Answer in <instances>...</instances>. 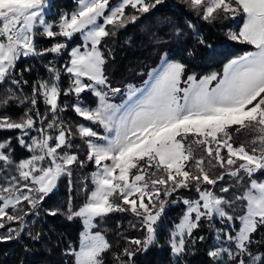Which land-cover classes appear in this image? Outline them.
<instances>
[{
    "label": "snow or ice",
    "instance_id": "6c2138e0",
    "mask_svg": "<svg viewBox=\"0 0 264 264\" xmlns=\"http://www.w3.org/2000/svg\"><path fill=\"white\" fill-rule=\"evenodd\" d=\"M77 4L54 24L50 0H0V130L17 132L0 137V243L27 237L30 251L46 242V219L62 216L83 226L78 247L62 250L67 264H137L138 255L161 246L167 209L179 204L184 210L166 240L174 264H189L197 244L206 245L208 264H264V0H178L179 11L170 13L160 11L166 0ZM193 15L254 51L229 61L222 76L189 74L185 59H171L169 50L195 58L214 49ZM237 20V28L228 24ZM129 26L158 52L160 67L145 88L129 85L128 99L115 104L122 90L106 74L115 59L107 41L118 43ZM76 35L81 46L58 66ZM42 38L53 42L41 48ZM28 57H52L46 76L26 78L33 68L18 65ZM69 110L84 122L66 121ZM241 133L250 139L237 142ZM17 146L28 155L17 157ZM89 165L90 177L76 176ZM62 181L67 201L45 208ZM78 194L84 199L76 205ZM114 213H130L129 226L141 232H118L119 251L101 230Z\"/></svg>",
    "mask_w": 264,
    "mask_h": 264
},
{
    "label": "trees",
    "instance_id": "16d2710c",
    "mask_svg": "<svg viewBox=\"0 0 264 264\" xmlns=\"http://www.w3.org/2000/svg\"><path fill=\"white\" fill-rule=\"evenodd\" d=\"M178 0H166V4L160 9L162 13H170L172 11H179L177 8ZM77 0H51L49 12L47 17L49 19H58L59 15L67 13L75 8ZM127 11V10H126ZM188 17L185 16V19ZM192 21L197 25L199 34L204 36L209 42L214 45L213 50L201 49L198 56L195 58H188L184 56L183 49L178 46H173L169 50V56L171 59H185L188 64V71L207 75L215 70L223 67L232 58L237 57L253 47L246 44H240L238 42L228 41L224 36V30L218 26L207 24L194 15ZM128 37H134V43L131 47L125 45L124 41ZM53 41L42 38L39 42L41 48L50 46ZM74 43H69V46L65 53L61 57H56L57 64L63 67L68 62V51ZM107 46L114 50L115 59H110L106 65V74L111 77L112 81L120 87L124 82L133 77L136 81H142L146 75V68L149 67L154 59L157 57L158 52L147 45V42L142 40L139 36L138 29L129 26L126 32H122L119 35L118 43L108 40ZM187 46H191L190 44ZM41 60L39 57H28L20 61L18 67L23 69L31 66L33 71L26 73V78L32 82L38 76H46L43 69V64L47 62ZM64 80H67L66 74ZM24 91H28V86H24ZM86 100L89 102L94 101V97L91 94L86 95ZM63 118L72 123L73 125L84 122L83 118L78 117L74 112L69 110L62 114ZM88 123V122H85ZM99 129V128H97ZM15 131H3L0 130V137L15 136ZM237 142H244L250 137L246 133L236 134L234 137ZM79 142V141H78ZM16 155L19 158L26 157L28 155L27 150L16 147ZM81 158H83L84 152L81 150ZM95 168L92 165L84 168L83 170H77L76 176L83 177L89 176ZM243 188V185H242ZM68 199V189L66 182L62 181L55 191V194L44 204L45 208H53L58 204L66 202ZM82 194H78L74 203L79 205L83 201ZM182 205H171L167 209V214L164 217L163 227L159 232L160 247H152L146 253L138 255L136 257L137 264H174V257H172L168 251L166 240L168 231L170 230L173 222H177L183 211ZM241 211V209H237ZM129 222H135L130 213H114L111 214L101 224V230L106 234V237L114 245L113 251H119L124 245V240L121 236L117 235L118 232L122 235L129 237H139L141 232L134 230L129 226ZM120 223L123 227L117 228V224ZM83 230L82 223L79 220L67 221L62 216L48 217L45 224L46 242L44 244H31V250L25 251V244L27 237L20 241H10L0 243V264H67L68 257L62 255V250L68 243L77 245L79 243V233ZM3 232V230H0ZM264 234V232L262 233ZM206 245L197 244L194 255L188 256L189 264H208V258L205 255ZM106 260L111 261V256H107Z\"/></svg>",
    "mask_w": 264,
    "mask_h": 264
},
{
    "label": "rangeland",
    "instance_id": "374dc122",
    "mask_svg": "<svg viewBox=\"0 0 264 264\" xmlns=\"http://www.w3.org/2000/svg\"><path fill=\"white\" fill-rule=\"evenodd\" d=\"M51 1V0H50ZM77 6H78V4H76V6H75V8H77ZM74 8V9H75ZM73 9V10H74ZM73 10H71V11H69V12H67L68 14H70ZM127 10V9H126ZM49 12V9L47 10V13ZM47 19H48V21L49 22H51V23H57V20L58 19H56V20H52V19H49L48 17H47ZM242 22L241 21H239V20H237V21H228V24L229 25H231L233 28H237L240 24H241ZM82 37L81 36H79V35H76L71 41H69V43H71V42H73V40H74V43H73V45H72V47L69 49V51H68V54L71 52V50L73 49V48H76V47H80L81 46V44H82ZM83 50V49H82ZM248 51H254V48H252V49H248L247 51H245L244 53H242L241 55H239V56H237V57H234V58H232L231 60H233V59H236V58H239L240 56H243L246 52H248ZM68 60H69V55H68ZM230 60V61H231ZM229 63V61L226 63V64H228ZM225 64V65H226ZM224 65V66H225ZM224 66L223 67H221L220 69H218V70H215L214 72L215 73H218V74H220L221 76H222V74H223V69H224ZM159 67H160V57H159V55H157V57L154 59V61L152 62V64L149 66V67H147L146 68V75H145V78L142 80V81H136V80H134L133 79V77L131 78V79H129V80H127L126 82H124L121 86H120V88H121V93L120 94H118L117 96H115V97H113L112 99H111V102L112 103H115V104H123L127 99H128V86L129 85H133V86H135L136 88H145L146 87V84H145V82L146 81H148L149 83L151 82L150 81V76H149V73H152L153 72V70L154 69H156V70H158L159 69ZM188 71V70H187ZM188 73L189 74H192L193 72H189L188 71ZM211 73H213V72H211ZM211 73H209V74H207V75H210ZM196 75H197V77L198 78H200V77H203V76H206V75H201V74H197V73H195ZM107 76H108V74H107ZM109 77V80L111 81V83L113 84V86H116V87H118L113 81H112V79H111V77L110 76H108ZM215 81H213V84L211 85V86H215ZM97 131H100V132H103V129H97ZM237 226H238V222H237ZM264 232V230H262V233ZM201 234H204V231L203 230H201ZM108 239V238H107Z\"/></svg>",
    "mask_w": 264,
    "mask_h": 264
}]
</instances>
